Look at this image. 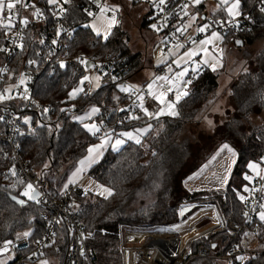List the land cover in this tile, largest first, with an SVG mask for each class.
<instances>
[{
    "label": "trees",
    "instance_id": "obj_1",
    "mask_svg": "<svg viewBox=\"0 0 264 264\" xmlns=\"http://www.w3.org/2000/svg\"><path fill=\"white\" fill-rule=\"evenodd\" d=\"M37 1L48 3L47 0ZM86 1L72 0L63 5L61 23L77 26L72 39L67 43V53L85 54L94 59H102L109 54L119 55L127 61L130 72H135L141 65L140 54L130 51L127 33L120 25H116L107 39L95 35L85 25L90 19L88 13L76 6ZM240 3L241 13L248 12L252 17L251 28L225 34L224 41L232 37L251 45L262 39L263 44L257 52L247 49L242 52L244 57L251 59L252 64L230 84L228 99L232 111L227 112L225 120L214 130L216 138L231 144L237 151V158L225 186L226 196L223 198L212 194L207 200L215 203L224 214H228L231 209L236 213L240 210L241 186L248 182L244 176L247 164L264 155V3L262 0H240ZM52 14L49 13L45 24L30 22L25 28L22 48L9 61L15 73L21 69L26 70L27 62L43 50V45L36 39V32L50 24L54 25ZM213 16L226 17V14L219 9ZM4 31L0 25V47L3 45ZM38 64L33 93L48 108L25 112L31 114L32 122L24 126L25 132L18 138V142L21 160L29 171L36 174L37 183L48 193L55 197L61 195L59 188L70 169L98 139L83 127L80 120L75 119L77 114L91 105H99V112L91 118L100 123L107 117L109 127L115 131L119 128L146 126L143 138L152 150L149 159L146 160L141 143L128 141L118 150L108 148L102 159L90 168L89 175L108 187L111 195L100 197L83 192L79 195L71 194L69 198L72 213L84 225L86 246L92 253L94 263L121 264L119 223H175L180 217V204L184 199L205 201L202 195L207 194L206 191H187L183 196L180 195L179 182L202 162L192 170L183 172L191 148L189 139L183 140L181 137L184 127L195 119L208 95L217 88V74L205 67L192 77L188 94L175 104L176 115L164 114L150 118L143 110L131 122L115 125V110L121 102L112 95L116 83L103 77L101 85L91 95L81 91L69 98V91L74 86L68 81L69 69H52L41 61ZM260 114V122L252 124L251 118ZM11 166V158L0 153V240L20 237V233L28 229L31 241H36L46 226V222L38 216L41 206L33 201L20 205L10 199L11 195L20 196L25 187V181L18 174H7ZM135 202L137 206H131ZM255 225L257 234L254 244L257 252L249 255L244 264H264V225L257 222V219ZM69 239L67 228L59 229L57 240L45 248L41 257L49 264H64ZM216 239L229 243L222 231H213L196 242L211 245ZM188 264L222 263L210 258H196Z\"/></svg>",
    "mask_w": 264,
    "mask_h": 264
},
{
    "label": "built area",
    "instance_id": "obj_2",
    "mask_svg": "<svg viewBox=\"0 0 264 264\" xmlns=\"http://www.w3.org/2000/svg\"><path fill=\"white\" fill-rule=\"evenodd\" d=\"M103 2L104 0H100V3L99 0H87L84 3H77L76 6L95 15ZM64 3L67 2L64 1L63 5ZM63 5L59 8L57 5L37 0H21V3L12 10L14 14L11 15V25H2L5 31L3 45L0 47V153L8 155L12 160V166L7 174L16 173L25 181V187L19 197L27 202L40 204L38 216L46 222L42 236L36 241H31L30 236L0 240V256L10 257L11 261L8 264H42V262L49 264L41 254L46 247L55 243L58 230L64 227L67 228L70 237L64 264H95L92 253L86 246L87 233L84 225L72 213L69 201L71 194L79 195L83 194V191L75 185L61 192L59 197H55L37 183L36 174L29 171L20 158L18 138L25 132L24 126L32 122L31 114L25 112L48 108L33 93L37 78L35 69L38 68L39 61L50 65L52 69L55 67L69 69L68 81L73 85H76L82 76L94 74L101 76V83L103 77H106L116 84L127 85L128 91L119 92L118 98L121 102L115 110V125L131 122L133 117L139 116L152 101L145 84L137 85L131 81L130 67L119 55L109 54L105 58L94 59L85 54L67 53V43L72 39L77 26L61 23L60 19L64 14ZM184 5H187V0H165L164 4H160V0H157L150 5V22L157 26L161 48L166 52L178 45L185 50L212 30L225 35L251 28L252 17L250 13L244 12L238 19L214 17L206 24L208 25L206 32L184 31L180 28L179 21L185 10ZM37 9L40 11L39 16L34 15ZM49 13H53L54 25L50 24L36 32V39L43 45V50L38 51L37 57L27 62L26 70L21 69L15 73L9 61L22 48L25 28L30 22L45 24L49 19ZM3 17L6 19L9 17L6 7ZM24 20L27 23L21 22ZM58 29L59 35H57ZM163 69V67L155 68L154 74L160 73ZM82 91L85 95H91L93 93L91 84L85 85ZM140 96H143V108L139 106ZM108 131L115 130L109 127L108 118L104 117L99 123V131L95 134L92 132V136L99 137L100 134ZM254 162L259 164L261 171L244 185V199L237 213L231 209L228 214H224L215 203L207 201L212 196L210 193L202 195L205 201L192 198L182 201L180 209L192 207L190 212L181 217L182 221L191 219L201 211L211 213L200 215L181 233L169 232L168 229L173 223L148 225L119 223L121 264H188L196 258L215 259L222 264H244L249 255L257 252L254 244L257 234L255 222L260 205L264 202V155ZM28 184L38 191L36 200L22 195ZM226 193L225 190H218L214 194L224 198ZM213 231H222L228 237L229 243L225 244L218 239L211 245L196 242ZM7 241H11L7 245L8 250L2 251Z\"/></svg>",
    "mask_w": 264,
    "mask_h": 264
},
{
    "label": "rangeland",
    "instance_id": "obj_3",
    "mask_svg": "<svg viewBox=\"0 0 264 264\" xmlns=\"http://www.w3.org/2000/svg\"><path fill=\"white\" fill-rule=\"evenodd\" d=\"M64 1L65 0H57L54 5L61 8ZM155 1L157 0H104L99 11L95 15L92 14L85 25L88 26L95 35L100 36L102 39H105L106 33H108V37L111 30L116 25H120L127 33L130 51L140 54L141 65L135 71L134 83L137 85L145 84L148 94L150 91L152 93V95L149 94L152 102L150 105H147L149 109L147 110L148 112L154 113L156 109V113L164 107L166 109L165 114H168L166 104L162 105L160 99L157 97H161L163 94L162 98L166 102H174L177 92H188L189 81H191L192 77L197 75L205 67L212 70L213 66L215 67L218 86L208 95V98L195 119L184 127L181 137L183 140L189 139L191 148V154L186 161L184 166L185 171L183 172L185 173L192 170L199 162H202L179 182V186L181 187L180 195L182 196L187 191L194 190L206 191L207 194H214L218 190H225L227 192L225 187L226 183L222 181L225 176H227L228 181L234 165L233 161L237 158V151L231 144L216 138L214 130L216 131L218 129L217 127H219L218 125L225 120L227 112L232 111L228 99L230 84L241 72L249 69L252 64L251 59L244 57L242 52L246 49L251 52H257L258 49L261 48L263 40H257L251 45L243 42L241 39L234 40L232 37H229V41H224L223 34L217 30H212L198 41L193 42L185 50H182L181 47H175L173 50L166 52L161 48L158 30L152 27L153 24H151L149 19L150 5ZM233 2L234 0H229V3ZM187 5V8H185L183 12V21L181 25L184 31H197L199 27H203L209 21H212L214 19L213 14L219 9L225 12L226 17H230L227 12L228 5L221 4V0H201L199 4H194L193 0H187ZM102 8L108 10L101 12ZM117 8L119 10L114 13L112 9ZM185 12H187V15L184 14ZM239 12V16L230 18L238 19L241 16V3ZM113 15H115V19L118 23L109 27V21L112 19ZM145 17L147 19L146 23H144ZM193 17H195V20L192 19ZM8 24V19L3 17V13H0V25ZM204 32H206V30ZM213 32L217 33L220 38L212 39V43L210 44H201V41L211 39ZM236 41H240L241 43L237 44ZM188 53H193V55L189 56L187 55ZM204 61H207V63H204ZM157 67H163L164 69L160 73L154 74V69ZM181 72H185L186 74L180 77L178 74ZM86 76L89 79L81 83L85 77L82 76L79 82L70 89L69 94L75 93V97L87 84H91L93 90L101 85V76L99 74ZM157 77L166 79H157ZM150 84L152 85L151 90L148 87ZM122 88H127V85L116 84L112 92L114 98L119 97V92L122 91ZM77 89L82 90L75 91ZM169 89H171V91H169ZM183 96L184 95H182V97ZM69 98L73 97L69 95ZM94 107L100 109L99 105H91L81 114L75 116V119L80 120L83 127L90 134H92V132H90L85 125H95L99 128V122L91 118L94 116L91 112ZM174 110L177 113L176 108ZM261 118L262 114L254 115L251 118V123H258ZM145 127L119 128L116 131H108L107 135H105L106 133L100 134L93 144H99L103 141L105 142V148L118 150L128 141L136 143L135 138H138L145 151L147 160L151 156L152 150L149 148L148 141L143 138L144 132L137 131L138 129H145ZM125 132L132 133L135 138L129 139L127 136L121 135V133ZM103 138L105 140H102ZM117 140H121L123 143L117 146ZM224 145H228L232 151L229 152L227 149H223ZM83 157L72 166L59 190L67 181L70 173L79 167V161L89 157V153H86ZM92 157H95V154H92ZM250 163L258 165L256 171L248 167ZM86 164L87 160L83 165ZM75 171H78V168ZM260 171L261 169L257 162H249L247 164V171L244 173L245 177H249L247 183H249L254 176L259 175ZM245 184L246 183L241 186L240 197L244 196L243 188ZM100 187L110 190L85 172L80 181V189L84 193H93L100 196V193L96 191ZM136 204L135 202L131 206H137ZM261 211H264V209L260 207L257 213V222L264 225V221H261L259 217ZM205 213L211 212L201 211L187 221H182L180 216L178 222L173 223L168 230L173 233H181L186 230L196 218ZM25 232H29V230H24L19 236L22 237ZM10 261V257L0 256V264H8Z\"/></svg>",
    "mask_w": 264,
    "mask_h": 264
},
{
    "label": "snow or ice",
    "instance_id": "obj_4",
    "mask_svg": "<svg viewBox=\"0 0 264 264\" xmlns=\"http://www.w3.org/2000/svg\"><path fill=\"white\" fill-rule=\"evenodd\" d=\"M56 2H57V0H48V3H49V4H55ZM65 2H68V0H65ZM200 2H201V0H193V3H194V4H199ZM20 3H21V0H0V13H3V12H4L5 7L7 8L8 12H9V17H8V23H9V26L11 25V15L14 14V13L12 12V10L15 9L16 6H17V4H20ZM164 3H165V0H160V4H164ZM262 3H264V0H262ZM221 4H223V5H228V7H227V12H228V15H229L230 17H237V16L240 15V12H239V8H240V0H234L233 3H229V0H221ZM25 6H27V5H25ZM187 6H188V5H184L185 8H187ZM107 10H108V9L102 8V9H101V12H104V11H107ZM118 10H119L118 8H117V9H112V11H113L114 13H115L116 11H118ZM62 11H63V9H62ZM262 11H264V9H262ZM88 14H89V15H92L91 12H89ZM184 14L187 15V12H185ZM34 15H37V16L40 15V11H39V9L36 10V12L34 13ZM192 19L195 20V17H193ZM21 22H22V23H27L26 20L21 21ZM116 23H118V21L115 19V15H113L112 19L109 21V27H111V25H114V24H116ZM152 27H153L154 29H157V26H156L155 24L152 25ZM207 28H208V25H204L203 27H199V28L197 29V31H199V32H204ZM157 30H158V29H157ZM178 31H179V29H178ZM59 32H60V30L58 29V30H57V35H59ZM98 34H99V33H98ZM107 35H108V33L105 34V39H107ZM219 38H220V37L217 35V33L213 32V33H212V38H211V39H208V40H205V41H201V44H210V43H212V39H219ZM42 42H43V41H42ZM55 42H56V41H53V43H55ZM236 43H237V44H240L241 42H240V41H236ZM177 47H179V45H178ZM187 55L190 56V55H193V53H188ZM81 62H82V63H85L84 61H81ZM204 63H207V61H204ZM62 66H63V65H62ZM215 70H216V69H215V67L213 66V71H215ZM185 74H186L185 72H181V73H179L178 75H179L180 77H183ZM88 79H89V78H88L87 76H85L84 79L81 81V83H83L85 80H88ZM157 79H166V78L157 77ZM189 83H190V81H189ZM148 87H149V89L151 90L152 85L150 84ZM81 90H82V89H77V90H75V91H81ZM121 90H122V91H128L127 88H122ZM169 91H171V89H169ZM149 94L152 95L151 91L149 92ZM187 94H188L187 92H183V93L177 92V93H176V99H175L174 102H166V101L162 98V97H163V94L161 95V97H157V98L160 99V103H161L162 105L166 104V108H167V112H168V114L176 115L177 113H176L175 110H174V109H175V104L179 102V100L181 99L182 95H185V96H186ZM69 95H70V97H74L75 93H70ZM138 99L141 101V103H140L139 106H140L141 108H143V96L138 97ZM98 111H99V109H97V108H95V107L92 108V110H91V112H92L93 114L96 113V112H98ZM165 111H166V109H165L164 107H162V108L160 109V111H159V112H156V113L148 112V111L145 109V115L149 116L150 118H158L160 115H164V114H165ZM133 118H136V117H133ZM26 122H27V121H26ZM85 127H86L90 132H93V134H95V132L99 131V128H97L95 125H91V126L85 125ZM149 127H151V126L149 125ZM137 131H138V132H145V131H147V129H138ZM121 135H123V136H127L129 139H133V138H135V137H133V134L130 133V132L121 133ZM135 139H136V143H140V140H139L138 138H135ZM121 143H123V141H121V140H117V141H116V145H117V146H118L119 144H121ZM102 146H103V145H97V146H94V147H90V148L88 149L89 157H86L85 160H81V161H80L81 165H83V164L86 162V160L89 159V158L91 157V154H92L94 151L98 150V149H99L100 147H102ZM223 149H227L229 152L232 151V149L229 148L228 145H224V146H223ZM223 149H222V150H223ZM233 155H234V153H233ZM234 162H235V161H233V163H234ZM248 167H249L250 169H252L253 171H256L257 168H258V165H256V164H251V163H250V164L248 165ZM13 174H15V173H13ZM245 179H249V177H245ZM222 182H223V183H227V176H225V177L223 178V181H222ZM21 183H23V182L21 181ZM104 191L107 192L108 195H111V194H112L111 191L108 190V189H104ZM22 195L27 196L29 199H35V198H36V195H38V193H35V190L33 189L32 185H31V184H28L26 190L22 193ZM13 199H16V197H13ZM241 199L243 200L244 197H241ZM18 202L21 203V204L24 203V201H18ZM260 207H261L262 209H264V204H261ZM245 215H247V213H245ZM259 217H260L261 221H264V211H261V212L259 213ZM29 235H30V233H28V232L23 233V236H24V237H28ZM245 235H247V233H246ZM18 238H19V237H18ZM130 239H131V237H130ZM10 243H11V241H7V242H5V247H4V249H3L2 251H7V250H8V249H7V245L10 244ZM213 247H215V245H213ZM81 254L83 255V253H81ZM238 259H243V257H238ZM42 264H46V262H42Z\"/></svg>",
    "mask_w": 264,
    "mask_h": 264
},
{
    "label": "crops",
    "instance_id": "obj_5",
    "mask_svg": "<svg viewBox=\"0 0 264 264\" xmlns=\"http://www.w3.org/2000/svg\"><path fill=\"white\" fill-rule=\"evenodd\" d=\"M179 21H180V28H181V25H182V21H183V14L181 15V17H180V19H179ZM131 81L134 83V79H135V72H133L132 74H131ZM134 84H136V83H134ZM152 102V101H151ZM148 105H150V104H148ZM145 109L146 110H149L148 109V107H147V105H146V107H145ZM144 109V110H145ZM99 112V111H98ZM98 112H96V113H92V115H95V114H97ZM91 115V116H92ZM107 133L108 132H106V134L105 135H107ZM102 140H105L104 138L102 139ZM97 145H103L102 147H100L98 150H96V151H94L92 154H95V157H92V154H91V157L89 158V159H87V164L86 165H81V163H79L78 165H79V167H77L78 168V171H75V170H73L71 173H70V175H69V177L67 178V181L65 182V184L62 186V188L59 190V192H63L64 190H66V189H68V188H70V187H72V186H78L79 188H80V181L82 180V178H83V175L85 174V172L89 175V170H90V168L93 166V165H95L96 163H98L101 159H102V157H103V155H104V153H105V151L108 149V148H105L106 146H105V142H100L99 144H91L90 146H89V148L90 147H94V146H97ZM88 148V149H89ZM87 153H89L88 152V150H87ZM84 158V157H83ZM82 160H84V159H82ZM80 162V161H79ZM76 172V173H75ZM99 189V190H98ZM96 191L97 192H99L100 193V196L101 197H107V196H109L108 195V193L107 192H105L104 191V189L103 188H98Z\"/></svg>",
    "mask_w": 264,
    "mask_h": 264
},
{
    "label": "water",
    "instance_id": "obj_6",
    "mask_svg": "<svg viewBox=\"0 0 264 264\" xmlns=\"http://www.w3.org/2000/svg\"><path fill=\"white\" fill-rule=\"evenodd\" d=\"M34 190H35V193H38V191H37L36 189H34ZM13 197H16V199H13ZM37 197H38V195H36V198H35V199H32V200H36ZM10 199H11L12 201H14L15 203L20 204V205H24V204L27 203L26 200L20 198L19 196H15V195H11V196H10ZM18 201H24V203L21 204V203H19ZM191 210H192V207H191V206H187V207H183V208H181V209H180V216L183 217L185 214H187V213L190 212Z\"/></svg>",
    "mask_w": 264,
    "mask_h": 264
}]
</instances>
